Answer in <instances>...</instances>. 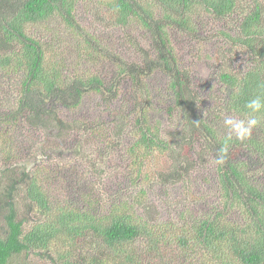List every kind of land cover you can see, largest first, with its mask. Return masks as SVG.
I'll return each instance as SVG.
<instances>
[{
	"label": "trees",
	"instance_id": "1",
	"mask_svg": "<svg viewBox=\"0 0 264 264\" xmlns=\"http://www.w3.org/2000/svg\"><path fill=\"white\" fill-rule=\"evenodd\" d=\"M77 1L0 0V77L24 74L18 96L12 94L13 78L0 86V135L6 137L0 151L7 154L0 167V215L6 226L0 234V264H26L18 257L29 252L50 264H264V123L244 141L220 132L214 123L229 115L239 118L247 100L264 95V0H95V13L104 12L115 26L128 30L130 47L140 55V62H128L105 50L82 28L74 15ZM206 18L232 23L234 36L222 30L214 32L213 38L218 43L225 38L251 65L235 72L223 60L215 71L219 86L214 90V86L200 85L195 90L175 47L189 54L190 44L207 26ZM52 21H59L63 31L70 33L81 63L97 66L110 60L113 78L98 68L96 73L83 71L72 68L65 58L54 59L60 47L29 33L32 27L43 26L54 32ZM177 36L187 38L184 47ZM50 59L57 66L49 67ZM153 73L165 78L169 110L180 117L175 131L164 132L151 112L148 79ZM202 89L222 101L206 108ZM91 94L106 104L107 112L101 115L114 126L115 147L132 137L125 152L136 169V179L162 158L167 167L155 178L166 190L185 181L206 155L216 161L220 149L226 148L225 162L216 163L211 180L216 203L208 205V197L189 188L177 205L181 211L165 222L154 217L158 212L149 207L144 188L133 197L138 203L147 200L148 207L140 215L130 204H115L105 215L92 205L81 207L91 200L89 196L81 197L78 204L54 208L49 189L44 188L49 179L42 181L29 168L15 164L20 162L16 155L11 158L14 138L10 127L15 129L23 118L36 129L68 132L79 124L58 122L48 101L75 109ZM118 101L121 108L115 112L111 108ZM11 159L16 161L11 164ZM20 193L25 194L28 209L43 217L30 230L18 216ZM196 202L202 207L198 209ZM87 236L97 246H88L91 255L77 256ZM140 242L146 258L137 252Z\"/></svg>",
	"mask_w": 264,
	"mask_h": 264
},
{
	"label": "rangeland",
	"instance_id": "2",
	"mask_svg": "<svg viewBox=\"0 0 264 264\" xmlns=\"http://www.w3.org/2000/svg\"><path fill=\"white\" fill-rule=\"evenodd\" d=\"M94 1H77L74 15L79 25L96 37L105 50L118 54L119 57L128 62H140V55L130 47L129 37L131 36H129L128 30L115 26L111 16L105 15L104 12L95 13L96 3ZM103 18H105V21L102 20ZM227 22L228 24H225L206 18L205 23H207V26L200 29L199 39L190 44L189 54H185L188 51H182L180 46L175 47L181 68L189 73L195 90L200 89V85L214 86V90L219 86L215 71L218 63L223 62V60H225L226 66L235 72L240 71V69L246 70L251 65L248 58L240 50H233L231 43L225 38H219V43L217 38H213L214 32L222 30L230 32L232 36L235 35L234 26L231 22ZM51 24V28L55 29L54 32L43 26L41 28L32 27L29 33L35 39H48L60 47V53L53 54L54 59L62 60L65 58L66 63L71 65L72 68L78 66L83 71L96 73L98 68L104 76L110 74L109 79L113 78L114 68L110 60H105L104 63L100 62L97 65L98 67L95 64L81 63L76 57V44L70 33L63 31L59 21H52ZM173 36L176 37L174 32ZM134 37L139 36L136 34ZM177 38V42L184 47L183 41L187 42V38L181 36H177ZM55 62V60L50 59L47 64L49 67L57 66ZM161 75L153 73L148 79V86L153 95V99L150 100V104L153 106L151 112L154 119L158 123H162L160 126L164 132L168 130L175 131L180 124V117L177 112L171 113V110H169L171 101L164 94L167 83ZM23 77V72L9 74V76L3 75V77H0V86L3 87L4 82H7L9 78H13L16 86L12 90V94L18 96L22 89ZM201 91L204 94L201 97L203 96L205 99L206 108L222 101L218 102L220 99L213 96V92H210V90L209 93L205 89ZM122 96H124V93H122ZM146 96L142 97V100ZM82 103L80 107L70 109L48 101L58 122L79 124L77 128H73L68 132L61 129L40 130L29 128L26 121L22 120L18 122L12 134L14 138L12 151L16 152V157L20 162L11 159V164L15 160V164L29 168V173L35 174L42 181L49 179L46 186L44 183V188L48 187L54 208L62 204H78L81 202V197L87 198L89 196L91 200L85 204L81 203V207L91 208L92 205V207L97 208V212L105 215L109 213V210L115 204H130L134 206L135 212H138L137 215H140L144 214L145 208L148 207L146 204L151 202L149 207L152 208L153 213L158 212V215L151 214L157 220L165 222L170 216H176L175 214L181 211V208L177 205L184 194L189 191V188L193 189L197 195L204 194V197H208V205L216 203V199L212 197L214 183L211 181L215 174L216 162L210 155H206L204 162L196 166V169L185 181L166 190L159 186L155 178L157 172L167 167V163L162 158L153 161L150 170L146 169L144 173H141V178L136 179L134 176L136 169L130 166L132 160H129L125 152L126 149H129L130 145L128 144H131L132 137H127L123 143L118 142L116 148V140L112 139L115 138V133L111 132L114 126L109 119L101 115L107 112L106 104L101 100V97L91 94L85 96ZM143 103L148 104L147 101H143ZM0 106H3L1 102ZM120 106L121 103L118 101L115 108H111V110L117 112L121 108ZM229 116L236 117L234 115ZM83 122L86 126L82 124ZM214 123L220 132L224 131L226 134L235 137L229 133L224 121L216 120ZM87 126L94 128L95 131L89 130ZM5 139V134L0 135V145L5 144ZM6 155V153L0 151V167L4 163ZM150 165L149 162L148 166ZM141 188H144L148 193V203L147 200L138 203L133 199ZM94 200L99 203L96 204ZM16 203L18 216L25 220L27 229L30 230L33 225L43 221L42 216L28 209V202L24 193L17 196ZM153 204L155 207H153ZM195 205L198 209L202 207L201 202H196ZM5 230V222L0 215V234L3 235ZM89 245L93 249L97 246V243L90 236H87L84 245L76 253L77 256L91 255L92 250L88 247ZM136 249L139 254L144 256L145 249L142 248L141 242L137 244ZM101 252H103L102 249L99 250L100 255ZM144 258L146 257L144 256ZM18 260L26 264H50L33 252L23 254L18 257Z\"/></svg>",
	"mask_w": 264,
	"mask_h": 264
},
{
	"label": "clouds",
	"instance_id": "3",
	"mask_svg": "<svg viewBox=\"0 0 264 264\" xmlns=\"http://www.w3.org/2000/svg\"><path fill=\"white\" fill-rule=\"evenodd\" d=\"M264 123V95H256L247 100L239 118L227 116L224 125L230 134L236 139L244 141L248 139L254 128ZM227 149L221 148L216 159L217 164L225 162Z\"/></svg>",
	"mask_w": 264,
	"mask_h": 264
},
{
	"label": "flooded vegetation",
	"instance_id": "4",
	"mask_svg": "<svg viewBox=\"0 0 264 264\" xmlns=\"http://www.w3.org/2000/svg\"><path fill=\"white\" fill-rule=\"evenodd\" d=\"M41 100H42V98H41ZM22 120H23V118L20 119L19 122L22 121ZM24 121H25V120H24ZM26 123H27V122H26ZM17 124H18V123H17ZM27 124H28V123H27ZM28 126H29V124H28ZM16 127H17V125H16ZM16 127H15V128H16ZM29 128H33V127H30V126H29ZM10 130H11L12 132L15 131V129H13V128H11V127H10ZM10 154H11V158H12V157H14V156L16 155V152L11 151ZM42 158H43V157H42Z\"/></svg>",
	"mask_w": 264,
	"mask_h": 264
}]
</instances>
